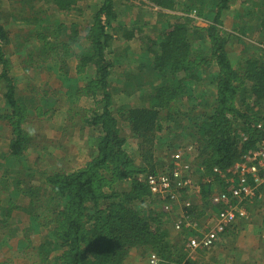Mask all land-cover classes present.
Here are the masks:
<instances>
[{
    "label": "trees",
    "instance_id": "obj_1",
    "mask_svg": "<svg viewBox=\"0 0 264 264\" xmlns=\"http://www.w3.org/2000/svg\"><path fill=\"white\" fill-rule=\"evenodd\" d=\"M80 1L18 2L20 20L33 27L24 36L25 45L33 47L20 57L23 71L55 73L70 104L59 115L64 128L79 125L91 140L93 151L81 167L52 169L42 158L40 164L39 157L35 163L27 158L32 141L27 127L32 119L54 114L59 98L55 90L50 94L27 82L18 93L8 59L18 37L9 36L0 0V123L9 127L7 141L0 144V254L16 239L17 250L31 251L38 264H127L132 252L140 259L155 255V264L184 259L189 264L185 238L194 233L183 226L175 231L173 222L183 214L199 224L219 210L212 202L213 187L228 195L234 165L264 138V0H145L155 8L150 15L160 29L118 90L111 88L116 57L109 58L110 50L115 34L129 40L132 33L117 25L115 0H87L93 5L84 25L52 19L46 12L81 17ZM177 11L183 15L169 13ZM191 12L207 25L194 26ZM228 14L234 18L233 34L222 29ZM132 22L131 31L138 20ZM229 35L244 44L234 60L227 49ZM116 92L125 102L114 99ZM130 139L136 141L132 155L126 149ZM190 144L195 152L192 190L152 195L143 177L172 167L174 151ZM260 189L264 192V186ZM237 221L219 236L222 244Z\"/></svg>",
    "mask_w": 264,
    "mask_h": 264
},
{
    "label": "rangeland",
    "instance_id": "obj_2",
    "mask_svg": "<svg viewBox=\"0 0 264 264\" xmlns=\"http://www.w3.org/2000/svg\"><path fill=\"white\" fill-rule=\"evenodd\" d=\"M7 2V12L5 13V22L9 26L10 31L9 36L13 39L10 50L14 51L10 56H8L10 62V72L11 76L15 80V85L17 87L18 93L23 91L25 83H29L30 86H34L38 90L52 91L53 96L58 99V102L54 106L55 113L48 114L32 119L27 128L31 132L32 136L31 147H29L26 152L27 158L31 163L37 161L39 157L41 162L47 164L52 169L55 167H61L64 169H74L81 167L85 161L88 159V154L92 153V147H90L91 140H89V131L87 129L84 132H79V125L74 127L64 128L62 123V118L59 116L61 112L69 109V102L65 95L66 91L61 87V82L55 76L53 71L46 68H41L40 70L30 69L26 72L23 71V64L20 63V57L22 59L26 56L29 49L33 45H28L25 42V33L28 29L33 28L32 26H26L20 20V15H22V5L18 4L20 0H3ZM117 9L119 12L117 22L118 26L122 25L126 28V33H132V38L125 40L124 38H119L118 34H115V39L112 42L113 50L109 58L111 59L115 54L116 61L114 60L113 68L111 69V88L118 90L121 86V82L126 74H131L135 70L133 67L137 66V61L141 51H143L145 44H148V39L152 40L158 34L160 26L156 25V16L154 14L151 16L150 13H155V8L150 6V4L145 0H115ZM38 3L35 7H38ZM91 5V6H89ZM93 3L91 1L83 0L80 1L79 7L83 9L82 16L78 15V12H72L70 16L59 15L50 9L46 8V12L51 15L52 19H57L60 21H74L76 24H86L91 13V7ZM237 6H233L230 11L235 9ZM39 8V7H38ZM27 9L24 11L26 12ZM172 15L180 17L183 15L181 12H169ZM15 19H13V18ZM189 18L193 19V25L199 27H205L207 23L202 19L198 18L195 12H191L188 15ZM4 18V19H5ZM48 20V19H46ZM132 20H138V23L134 25L135 29H132ZM170 22H173L170 20ZM234 18L231 14H228L223 18V30L226 33L233 34ZM21 28L19 32L18 29ZM158 30V32L156 31ZM19 32V33H18ZM18 33L17 35H14ZM112 33L114 34L113 30ZM14 36V37H13ZM25 36V37H24ZM228 46L229 55L231 59L234 60L235 55H241L244 49V44L239 43L234 40V37L228 36ZM231 40H234L233 43ZM249 41V40H248ZM16 44V45H14ZM9 50V51H10ZM77 51V49H73ZM113 53V54H112ZM243 53V52H242ZM238 60V57L235 58ZM119 62V63H118ZM75 63L69 62V69L71 73L74 72ZM202 86L200 82L198 89ZM58 89L61 91L59 92ZM197 89V90H198ZM196 91L195 93H197ZM51 94V92H49ZM24 95L25 93H21ZM0 91V109L3 108V102L1 100ZM114 99L118 100L120 103L125 102L123 96L117 92L114 94ZM117 101V102H118ZM126 101L135 102L134 99H126ZM127 102V104H128ZM116 103V102H115ZM42 104V103H40ZM85 104L84 102L81 105ZM66 108V109H65ZM68 112V111H67ZM67 115H69L67 113ZM63 116V114H62ZM182 120V119H181ZM9 127H6L0 123V144L3 146V142L7 141L6 132L9 131ZM126 136L128 132H125ZM48 139V140H47ZM185 143H187L185 141ZM184 143V144H185ZM191 145V144H190ZM183 147V146H182ZM189 149L192 148L188 146ZM127 152L132 155L136 149V141L129 140L126 143ZM179 149L174 151L176 153ZM191 158L195 157V152L192 150ZM30 163V164H31ZM54 165V166H53ZM196 180V176H193ZM214 190V191H213ZM213 192L217 191V187L214 186ZM261 198L259 200L250 201L243 203V208L246 211V219L237 221V229L225 239V243L222 244L223 240L219 239L216 243L215 248H210L207 252H195L189 253L184 251L186 255L187 262L189 264H264V192L261 190ZM2 196L0 197V199ZM169 232L172 236L176 233L169 226ZM32 241H36V238L30 237ZM228 242V243H227ZM11 249L9 247L4 248V252L0 254V264H38L34 262V258L31 251H27L23 255L17 250L18 244L16 239L10 240L9 242ZM147 253V251H146ZM144 259H140L138 253L132 252L130 257H128L127 264H150L149 257L152 255L147 253ZM53 261V260H52ZM181 264H185V259Z\"/></svg>",
    "mask_w": 264,
    "mask_h": 264
},
{
    "label": "built area",
    "instance_id": "obj_3",
    "mask_svg": "<svg viewBox=\"0 0 264 264\" xmlns=\"http://www.w3.org/2000/svg\"><path fill=\"white\" fill-rule=\"evenodd\" d=\"M264 124V122H263ZM259 128L260 125H257ZM264 135V129H263ZM257 143L256 148L249 152L244 161L234 165L231 170L229 185L225 192L215 191L212 195V202L220 206V209L205 217L199 224L188 216L180 215V220L173 222L174 230L181 231L182 226L193 232L192 235H185V248L189 253L197 250L210 249L219 240V236L233 222L246 219V211L243 202L255 201L261 198V187L264 186V138ZM192 150H179L171 156V166L165 168L156 175L143 177L149 192L152 195H165L171 192L172 188H185L192 190L191 162L195 158L185 155ZM186 153V154H185ZM217 169H214V172ZM224 177V175L221 173ZM174 185V186H173ZM174 195V194H173ZM172 195V196H173ZM176 197L174 196V199ZM189 202L185 203L188 207ZM170 206H164V211H170ZM155 255L149 257V263L155 264Z\"/></svg>",
    "mask_w": 264,
    "mask_h": 264
},
{
    "label": "crops",
    "instance_id": "obj_4",
    "mask_svg": "<svg viewBox=\"0 0 264 264\" xmlns=\"http://www.w3.org/2000/svg\"><path fill=\"white\" fill-rule=\"evenodd\" d=\"M38 7H35V9H37ZM45 8V7H44ZM2 10L6 13L7 12V2L4 1L3 5H2Z\"/></svg>",
    "mask_w": 264,
    "mask_h": 264
}]
</instances>
